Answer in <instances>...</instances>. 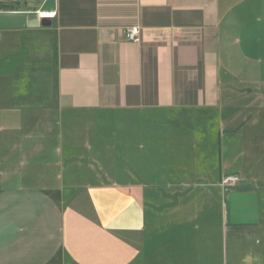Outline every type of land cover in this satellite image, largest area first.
Instances as JSON below:
<instances>
[{"label":"crops","instance_id":"0c3cea01","mask_svg":"<svg viewBox=\"0 0 264 264\" xmlns=\"http://www.w3.org/2000/svg\"><path fill=\"white\" fill-rule=\"evenodd\" d=\"M256 49L264 0L0 11V264H264ZM111 118L151 128L121 133ZM30 166L41 173L18 174Z\"/></svg>","mask_w":264,"mask_h":264},{"label":"rangeland","instance_id":"374dc122","mask_svg":"<svg viewBox=\"0 0 264 264\" xmlns=\"http://www.w3.org/2000/svg\"><path fill=\"white\" fill-rule=\"evenodd\" d=\"M0 1H5L7 3H13L16 4V6L18 7V10H28V9H32V8H39L42 4H44V0H0ZM239 2H244V0H239ZM222 5L224 6V8H233V0H222ZM40 11H47V6H44V8L40 9ZM233 15H230V18H232ZM259 17V16H258ZM257 17V18H258ZM261 18V17H260ZM258 23V22H257ZM260 24V23H258ZM240 40V41H239ZM231 46L235 47V49L237 51H235L236 53H238V50L242 49L244 46H246V41L237 36L233 41H230ZM253 55V59L251 58V62H250V67L253 68L254 70H259V68L264 67V54H261L258 52V49H256L254 52H251ZM247 61V60H246ZM261 70V69H260ZM8 71V67H2L0 66V73L6 72ZM257 79H260L261 77L256 76ZM42 107V105H40ZM39 107V108H41ZM112 119V120H111ZM108 119V126L110 127H122V131L121 133H125L124 132V128H130V129H139L140 130H144V129H150L151 126L149 125H145L147 123H142L141 121H128L126 123H123V126H121L119 124L120 120H116L115 118H111ZM34 123V122H31ZM130 124V125H129ZM149 126V127H147ZM80 127H82V125H80ZM43 128V127H42ZM121 129V128H120ZM120 129H118V131H120ZM40 133V131H39ZM120 137V136H119ZM117 139V138H116ZM145 142V144L148 143L147 138L143 137V139H141L140 143ZM30 169H35L38 172L41 173V168H33V167H27V168H19L18 171H20L18 174H21V176H23V173L25 172V170L28 172ZM3 171V170H2ZM105 177V176H103ZM15 181H10L9 180V185L15 186V185H20V186H25V185H35L37 183L36 179L33 178H27V177H23V178H18ZM109 180V179H108Z\"/></svg>","mask_w":264,"mask_h":264},{"label":"built area","instance_id":"2783aa9c","mask_svg":"<svg viewBox=\"0 0 264 264\" xmlns=\"http://www.w3.org/2000/svg\"><path fill=\"white\" fill-rule=\"evenodd\" d=\"M57 13L55 11L47 12V11H40L38 12L39 19H49L54 20L56 18ZM125 37L129 42L139 43L142 40L141 31L139 27H132L125 31ZM239 182L238 177L236 176H228L224 180L226 184H236Z\"/></svg>","mask_w":264,"mask_h":264},{"label":"trees","instance_id":"16d2710c","mask_svg":"<svg viewBox=\"0 0 264 264\" xmlns=\"http://www.w3.org/2000/svg\"><path fill=\"white\" fill-rule=\"evenodd\" d=\"M16 4L0 1V11H17Z\"/></svg>","mask_w":264,"mask_h":264},{"label":"water","instance_id":"95a60500","mask_svg":"<svg viewBox=\"0 0 264 264\" xmlns=\"http://www.w3.org/2000/svg\"><path fill=\"white\" fill-rule=\"evenodd\" d=\"M52 25V21L49 19H43L42 20V26L43 27H50Z\"/></svg>","mask_w":264,"mask_h":264}]
</instances>
